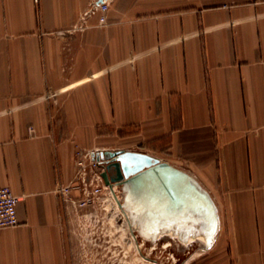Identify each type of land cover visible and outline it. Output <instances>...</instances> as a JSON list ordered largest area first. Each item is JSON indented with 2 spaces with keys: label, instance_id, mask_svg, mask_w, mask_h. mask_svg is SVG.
<instances>
[{
  "label": "crops",
  "instance_id": "obj_1",
  "mask_svg": "<svg viewBox=\"0 0 264 264\" xmlns=\"http://www.w3.org/2000/svg\"><path fill=\"white\" fill-rule=\"evenodd\" d=\"M0 0V264H67L74 143L132 130L213 196L217 264H264V0ZM212 247V248H213Z\"/></svg>",
  "mask_w": 264,
  "mask_h": 264
},
{
  "label": "water",
  "instance_id": "obj_2",
  "mask_svg": "<svg viewBox=\"0 0 264 264\" xmlns=\"http://www.w3.org/2000/svg\"><path fill=\"white\" fill-rule=\"evenodd\" d=\"M97 154V155H96ZM102 177L120 186L129 229L148 242L175 240L181 249L213 247L220 216L211 193L188 170L140 150H102Z\"/></svg>",
  "mask_w": 264,
  "mask_h": 264
},
{
  "label": "rangeland",
  "instance_id": "obj_3",
  "mask_svg": "<svg viewBox=\"0 0 264 264\" xmlns=\"http://www.w3.org/2000/svg\"><path fill=\"white\" fill-rule=\"evenodd\" d=\"M132 130H124L115 135L113 129L104 131L103 142L91 145L74 143L75 149L84 152L96 150H140L137 136ZM96 154V153H95ZM73 161V174L67 183H61L59 191L66 202L64 209V232L66 234L67 264H217L221 263L218 251L222 241L218 240L209 250L192 256L199 249L198 245L191 244L187 249H181L175 240H171L169 247L163 246V240H158L154 247L145 241L140 244L138 238L131 234L127 219L122 217L120 208L114 205L109 185L102 186L101 191L91 199L88 205H81L85 193L81 188L82 178L77 173V166ZM104 165L92 168L85 179L102 173ZM102 175V174H101ZM104 181V179H103ZM105 184V182H103ZM96 181L87 184L86 191L96 186ZM67 186L62 192L61 188ZM78 186V187H77ZM116 195L121 199V188L117 185Z\"/></svg>",
  "mask_w": 264,
  "mask_h": 264
},
{
  "label": "built area",
  "instance_id": "obj_4",
  "mask_svg": "<svg viewBox=\"0 0 264 264\" xmlns=\"http://www.w3.org/2000/svg\"><path fill=\"white\" fill-rule=\"evenodd\" d=\"M111 0H100L97 3L90 5L82 15L80 19L85 22L87 17L91 15H98V25H105L107 23V11L109 9ZM97 153L96 150L83 151L80 148L75 149V163L77 166V173L81 175L82 186L84 190V197L81 200V205H88L91 199L96 196V193L101 191L102 185L107 187L108 185L103 183V177L101 172L94 178L93 176L87 181L85 179L86 174L92 168H97L101 165V161L96 159L93 155ZM93 180L96 181V186L91 190L86 191L87 184H91ZM78 187V186H77ZM67 188L64 186L61 188L62 192ZM108 188V187H107ZM120 200V197H119ZM20 201V197L12 192L9 186H0V228H7L18 224L17 206Z\"/></svg>",
  "mask_w": 264,
  "mask_h": 264
},
{
  "label": "bare ground",
  "instance_id": "obj_5",
  "mask_svg": "<svg viewBox=\"0 0 264 264\" xmlns=\"http://www.w3.org/2000/svg\"><path fill=\"white\" fill-rule=\"evenodd\" d=\"M97 155V154H96ZM94 156H95V153H94ZM101 162H102V160H101ZM118 189H117V184L115 183V182H113V184H112V187H109V191H110V193H111V196H112V200H113V202H114V205L115 206H117L118 208H120L121 209V207L119 206V196L118 195H116V191H117ZM121 211H122V217H124L125 219H126V215H125V212L121 209ZM131 234L136 238H138V234L137 233H132L131 232ZM139 239V242H140V244H143V243H145V239H142L141 237L140 238H138ZM158 241V240H157ZM157 241H153V242H150L151 243V246L150 247H154L155 245H156V242ZM163 246H166V247H169L170 245H171V240H163V244H162ZM202 251L203 250H201V249H197V250H195L193 253H192V256H194V255H198V254H201L202 253Z\"/></svg>",
  "mask_w": 264,
  "mask_h": 264
}]
</instances>
